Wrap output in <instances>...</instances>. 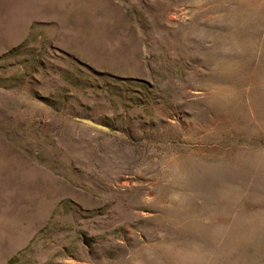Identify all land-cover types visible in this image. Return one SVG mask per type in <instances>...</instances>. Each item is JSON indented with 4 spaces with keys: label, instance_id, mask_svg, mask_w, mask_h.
I'll return each mask as SVG.
<instances>
[{
    "label": "rangeland",
    "instance_id": "1",
    "mask_svg": "<svg viewBox=\"0 0 264 264\" xmlns=\"http://www.w3.org/2000/svg\"><path fill=\"white\" fill-rule=\"evenodd\" d=\"M0 264H264V0H0Z\"/></svg>",
    "mask_w": 264,
    "mask_h": 264
}]
</instances>
